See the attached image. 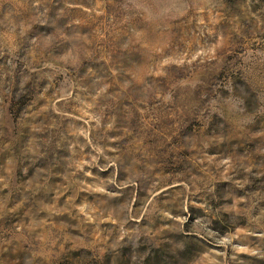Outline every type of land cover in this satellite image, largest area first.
<instances>
[{
    "label": "rangeland",
    "instance_id": "1",
    "mask_svg": "<svg viewBox=\"0 0 264 264\" xmlns=\"http://www.w3.org/2000/svg\"><path fill=\"white\" fill-rule=\"evenodd\" d=\"M190 4L0 0V264H264V0Z\"/></svg>",
    "mask_w": 264,
    "mask_h": 264
},
{
    "label": "clouds",
    "instance_id": "2",
    "mask_svg": "<svg viewBox=\"0 0 264 264\" xmlns=\"http://www.w3.org/2000/svg\"><path fill=\"white\" fill-rule=\"evenodd\" d=\"M191 6L190 0H170V9L174 10L177 15L174 18H179V15L185 14L186 10ZM199 11H202L203 9H198ZM131 183V181H129ZM99 191H105V189H99ZM210 235H212L210 233ZM220 244H225L226 241L224 239H221L218 241Z\"/></svg>",
    "mask_w": 264,
    "mask_h": 264
}]
</instances>
